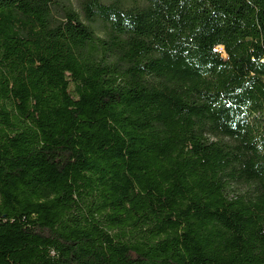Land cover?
Returning a JSON list of instances; mask_svg holds the SVG:
<instances>
[{
  "label": "trees",
  "instance_id": "16d2710c",
  "mask_svg": "<svg viewBox=\"0 0 264 264\" xmlns=\"http://www.w3.org/2000/svg\"><path fill=\"white\" fill-rule=\"evenodd\" d=\"M75 1L0 0V264H264V0Z\"/></svg>",
  "mask_w": 264,
  "mask_h": 264
},
{
  "label": "rangeland",
  "instance_id": "374dc122",
  "mask_svg": "<svg viewBox=\"0 0 264 264\" xmlns=\"http://www.w3.org/2000/svg\"><path fill=\"white\" fill-rule=\"evenodd\" d=\"M74 1V3L76 4V1L75 0H73ZM216 50H218V49H216ZM219 52H221V53H223V55L225 56V54H224V51L223 50H218Z\"/></svg>",
  "mask_w": 264,
  "mask_h": 264
}]
</instances>
